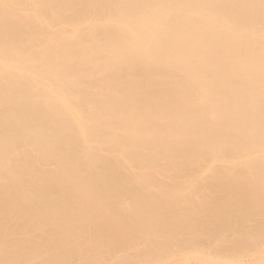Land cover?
Masks as SVG:
<instances>
[{
    "label": "bare ground",
    "instance_id": "6f19581e",
    "mask_svg": "<svg viewBox=\"0 0 264 264\" xmlns=\"http://www.w3.org/2000/svg\"><path fill=\"white\" fill-rule=\"evenodd\" d=\"M216 251L264 264V0H0V264Z\"/></svg>",
    "mask_w": 264,
    "mask_h": 264
},
{
    "label": "rangeland",
    "instance_id": "374dc122",
    "mask_svg": "<svg viewBox=\"0 0 264 264\" xmlns=\"http://www.w3.org/2000/svg\"><path fill=\"white\" fill-rule=\"evenodd\" d=\"M78 1H82V0H78ZM167 173V174H166ZM165 174L166 175H168L167 177H170L171 176V173H172V171H168V172H166ZM192 256V258H190ZM187 255V256H185V257H183V258H181L180 260H181V262L183 261V262H190V261H192V259L194 258L193 256L194 255ZM223 253L222 252H218V251H216V252H213L212 254H210L209 256H208V259H207V261H210L209 260V258L210 259H212V260H214V261H210L209 263H216V262H218V259H222L223 258ZM155 260V259H154ZM215 260H216V262H215ZM219 260V261H220Z\"/></svg>",
    "mask_w": 264,
    "mask_h": 264
}]
</instances>
